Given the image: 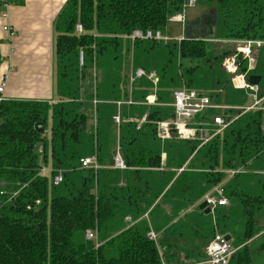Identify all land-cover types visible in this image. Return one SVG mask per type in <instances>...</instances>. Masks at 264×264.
<instances>
[{
	"label": "trees",
	"instance_id": "1",
	"mask_svg": "<svg viewBox=\"0 0 264 264\" xmlns=\"http://www.w3.org/2000/svg\"><path fill=\"white\" fill-rule=\"evenodd\" d=\"M187 1L69 0L55 24L59 100L0 96V264H161L162 257L194 263L205 254L179 242L209 240L216 230L230 234L238 247L230 264H253L249 243L264 233L258 224L264 173L245 170L264 155V109L238 111L227 128L201 146L199 140H162L157 133V122L175 115V89L185 85L221 102L222 84L232 83L233 77L223 67L225 58L235 54L237 73L249 77L253 71L247 58L237 48L215 55L208 48L212 41L202 36L128 41L137 29L165 32ZM197 2L214 6L217 40L264 41V0ZM131 49L133 70L157 74L156 88L146 77L136 78L131 91L125 87ZM183 60L202 63L182 71ZM89 69L96 80L99 70L103 73L90 97L98 99L95 124L81 96ZM227 91L223 99L228 104L245 102V94ZM152 92L155 103L146 104ZM129 98L133 103L120 108V146L127 166L120 169L109 162L110 130L116 101ZM50 116L51 137L43 150L45 165L46 149L51 153L47 176L41 174L37 146L47 141ZM209 116L196 120L209 122ZM95 153L102 168H79L81 158ZM59 170L63 178L55 184ZM226 170L241 171L223 183L229 206L216 208L222 207V213L214 227L209 214L189 208L224 181ZM151 228L159 233V245L148 237ZM88 229L97 231L98 247L86 237Z\"/></svg>",
	"mask_w": 264,
	"mask_h": 264
},
{
	"label": "built area",
	"instance_id": "2",
	"mask_svg": "<svg viewBox=\"0 0 264 264\" xmlns=\"http://www.w3.org/2000/svg\"><path fill=\"white\" fill-rule=\"evenodd\" d=\"M15 0H0V18L7 19L9 17V8L12 6ZM197 3V0H188L184 3L183 8L180 12L175 14L170 20L177 21L182 23V29H186L185 26V12L189 6H193ZM5 31H8L11 35L14 33L13 28L9 24H5L3 26ZM78 32H83L82 25H77ZM129 39L134 41L135 39H153L158 41H177L185 39L186 36L183 34L179 38H172L168 34L160 31V30H146L142 31L140 29L134 30L129 36ZM241 41L240 46L237 47L239 53L243 54L244 58L252 59L253 49H260L264 46L263 40H234ZM82 59V53H81ZM236 56H231L229 58H225L223 62V67L230 72L232 77V82L237 88H246L253 92L254 103L251 106L243 107L240 111H248L251 109L261 108L257 107L260 100L258 98L259 86L257 84H249L242 83L237 84L236 78H238V64L236 60ZM146 77L156 88L158 77L154 72H147L143 68H137L135 70L132 69L130 74V83L132 84L136 78ZM95 78V77H94ZM96 80V78H95ZM5 80H0V96L5 91ZM153 88V90L155 89ZM131 91V88L129 89ZM173 102L171 105L174 107L175 115L172 118L162 120L157 122V133L158 136L162 139L169 138H178V139H191V140H199L200 146L207 143L217 134H220L225 128H227L231 122L238 117V114L235 116H231L228 113V110H231V106L218 104L214 102L213 98L210 94L199 91L197 89H188L185 85L177 88L173 91ZM155 92H152L147 97L146 104H154L155 103ZM83 100V99H82ZM85 101V100H83ZM93 105H97L98 99L94 97L91 99ZM133 101L131 98L125 101H116L118 106V112L113 116L114 124H117L120 127L121 124V114L120 108L123 104H131ZM210 110H214L212 114H210V121L204 122L197 121L196 117L202 114H209ZM217 110H222L223 114H217ZM147 114L141 118L140 122L137 125L139 129L141 124L146 121ZM178 134V136H177ZM165 153H163V158H165ZM103 165L99 163V159L97 154H92L90 156H86L80 159L79 168L83 169H94L98 170L102 168ZM113 167L126 169L127 166L124 163L122 158L121 148L117 149V153L114 156V164ZM184 168H181L183 170ZM241 170H226V174L233 176L235 173ZM41 174L46 175L44 165L41 167ZM63 172L59 170L58 173L54 177V183L58 184L62 181ZM206 200L208 202V206L211 208V212H214L218 206H226L229 205L228 198L224 195L223 192V183H220L210 192H208L199 203ZM146 217L148 214L145 215ZM86 237L90 240H94L96 242V247L100 245L98 242V233L96 230L88 229L86 231ZM148 237L151 240H154L157 245H159V233H157L153 228L150 229L148 233ZM160 247V246H159ZM238 247H236L232 239H227L226 234L221 233L219 230H216L215 235L208 241L205 252V259L200 262L194 263H175L168 262L166 259L162 257L161 264H230L231 259L233 258L235 252ZM162 255V252H161Z\"/></svg>",
	"mask_w": 264,
	"mask_h": 264
},
{
	"label": "crops",
	"instance_id": "3",
	"mask_svg": "<svg viewBox=\"0 0 264 264\" xmlns=\"http://www.w3.org/2000/svg\"><path fill=\"white\" fill-rule=\"evenodd\" d=\"M68 1L15 0L9 8V17L7 19L0 18V80H5L6 83L5 91L2 93L3 97L50 102L59 100L56 92L55 42L57 33L55 24ZM5 24H9L13 28L12 35L4 30ZM231 43L234 48H237L241 41L231 40ZM263 48L264 46L260 49H253L252 59L247 58V60L248 70L253 71L252 75L260 76L259 83H257L260 102L257 107L264 109V65L261 64V62L264 63V60H261L264 56ZM238 74L242 83L251 84L246 73ZM231 84L235 94H245V102L241 105H230L225 101L216 103L231 106L228 113L235 116L243 107L251 106L254 103V96L249 89L237 88L233 82ZM81 96L83 97L82 91ZM83 98L85 99L84 107L88 111L91 107L90 103H86L85 96ZM249 99L252 101L249 102ZM210 114L212 113L209 111ZM227 176L226 174L222 183L230 179ZM193 209L190 208V210Z\"/></svg>",
	"mask_w": 264,
	"mask_h": 264
},
{
	"label": "rangeland",
	"instance_id": "4",
	"mask_svg": "<svg viewBox=\"0 0 264 264\" xmlns=\"http://www.w3.org/2000/svg\"><path fill=\"white\" fill-rule=\"evenodd\" d=\"M215 15V11H214V6H207V5H203L199 2H197L195 5L193 6H189L186 9L185 12V26L186 24H192L196 21H198L199 23L202 22V25L200 26L199 24V28L201 29V27L204 26V19H206L204 16L206 17H213ZM209 29V28H208ZM215 25L213 26V33L212 34H208L205 33L206 31L202 30L199 34V36L202 38L207 37V40H211L212 42L208 43V48L213 50V54L217 55L220 52H222L224 49H235L234 45H232L231 41L229 40H222L219 41L217 40V38H215ZM166 34H168L170 37L172 38H179L181 37L183 34L185 35L186 31L184 29H182V23L177 22V21H173V20H169V23L167 25V29L164 32ZM131 43L132 40H128ZM264 50V48H263ZM231 56H236L234 55H228L226 58H229ZM201 60V59H199ZM199 60H194L193 62L190 60H183V64H182V71H185L186 68H188V66H192V65H198L200 63H202V61L199 62ZM237 60V59H236ZM261 60H264V56H262ZM204 61V60H203ZM262 65H264V63L261 62ZM133 69V61H132V49L130 50V52L128 53V55L126 56V65H125V69H124V74L126 76L125 78V87L129 90L130 88L132 89V84L130 83V74L131 71ZM96 75V74H95ZM157 75V74H156ZM97 77L99 78L98 80H95L94 78V74L92 70H88V74L85 76V78L82 81V94L83 97L85 96L87 102L90 103V110L89 114L90 116L93 115V122L95 124L96 121V106L92 104L90 97L92 96L93 92L95 91L97 85L101 84V80L103 77V73L99 70V74H97ZM223 87V91L222 93H220L218 96H220V98L222 99L221 101H224L223 96L226 93V90H230L229 92L227 91V93H231V95L234 93L232 88H231V83L227 82L222 84ZM263 89H264V85H263ZM225 91V92H224ZM217 96V97H218ZM252 99H249V102H251ZM217 114H223L222 110H217ZM210 117V116H209ZM51 126H52V117L50 116L47 120V128L44 132V137L46 138L47 141L40 143L37 146V151L39 153V156L41 158L42 164L45 167V171H46V175L50 176L51 172H52V167H51V153H50V149L47 148V165H45V163H43V150H44V145H48V142L50 141V137H51ZM178 136V134H177ZM110 164H113V158L115 156V154L117 153V149L121 148L120 146V127L117 124H113L110 130ZM245 172H258L260 174L264 173V155L260 156L258 159H256L253 163H251L249 165V170H245ZM230 177V174L227 176ZM224 182V181H223ZM197 205V203H195V205L193 207L190 208H195ZM237 205L234 203V208H236ZM189 208V210H190ZM222 207H219L216 211L211 212L209 214V219L211 218V222H213V226L215 227L216 224V219L220 218L222 210ZM258 224L260 227L264 228V210L263 212H261L259 214V218H258ZM222 231V230H221ZM264 232V231H263ZM263 232H261L259 235H261ZM257 235V236H259ZM211 239V238H210ZM209 239V240H210ZM209 240H195V239H186L182 242H179L181 245L190 247V248H194V249H199L201 250V253L205 254L206 252V246L208 244ZM237 241L239 242L240 240L237 239ZM235 242V241H234ZM250 246V251H251V255H252V263L253 264H264V233L259 236L258 238H256L253 242L251 241L249 243ZM184 257V255L182 254V258ZM185 261V260H184ZM187 262V260L185 261Z\"/></svg>",
	"mask_w": 264,
	"mask_h": 264
},
{
	"label": "water",
	"instance_id": "5",
	"mask_svg": "<svg viewBox=\"0 0 264 264\" xmlns=\"http://www.w3.org/2000/svg\"><path fill=\"white\" fill-rule=\"evenodd\" d=\"M199 24L201 26L202 22L199 23L198 21H196V22H194L192 24H188V26L185 29V31H186L185 36L187 38H195V37L199 36L201 29L206 31L205 33L212 34L213 33V26L215 25V17L214 16L210 17V18L206 17V19H204V26L201 27V29H198L199 28L198 27ZM259 79H260V76H257V75L249 76V81H250L251 84L259 83ZM38 125H39L40 129L43 128L42 124H38ZM199 208L201 210H203L206 214H210L211 213V208L208 206V202L206 200H204L203 202H201L199 204ZM226 238L227 239H231V235L230 234H226Z\"/></svg>",
	"mask_w": 264,
	"mask_h": 264
},
{
	"label": "bare ground",
	"instance_id": "6",
	"mask_svg": "<svg viewBox=\"0 0 264 264\" xmlns=\"http://www.w3.org/2000/svg\"><path fill=\"white\" fill-rule=\"evenodd\" d=\"M236 82H237V84H241L242 83L241 82V77L236 78Z\"/></svg>",
	"mask_w": 264,
	"mask_h": 264
},
{
	"label": "flooded vegetation",
	"instance_id": "7",
	"mask_svg": "<svg viewBox=\"0 0 264 264\" xmlns=\"http://www.w3.org/2000/svg\"><path fill=\"white\" fill-rule=\"evenodd\" d=\"M206 18V16H204ZM201 32V31H200Z\"/></svg>",
	"mask_w": 264,
	"mask_h": 264
}]
</instances>
